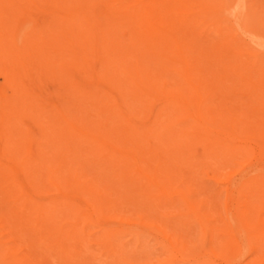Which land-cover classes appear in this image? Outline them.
I'll use <instances>...</instances> for the list:
<instances>
[{
	"label": "rangeland",
	"instance_id": "obj_1",
	"mask_svg": "<svg viewBox=\"0 0 264 264\" xmlns=\"http://www.w3.org/2000/svg\"><path fill=\"white\" fill-rule=\"evenodd\" d=\"M197 1L201 0L189 1V12L185 8L188 7L187 2L181 3H186L183 7L190 16L198 8L195 7ZM125 2L128 4V0ZM129 2L130 5L136 0ZM223 2L226 7L221 10ZM203 4V14L195 13L196 18L190 17V24V20L182 18L184 24L190 25L184 43L195 46L204 42L213 48L209 49L214 50L207 51L208 57L216 53L213 55L216 59L220 54H226L236 64L238 61H249L251 65L258 61L256 66L264 70V0H203ZM44 7V3L40 4V8ZM191 7L195 9L191 11ZM29 12L33 17H41L42 14L40 9ZM9 14L0 0L2 44L7 49L13 48L15 57L18 56V66H15L14 62L12 64L6 60L4 46H0L2 245L22 258L19 260L25 264H264V196L258 194L259 190L255 191L251 187L253 190L249 189L255 191L251 193L245 188L247 186L242 189V183L236 190L241 189L245 194L235 195L236 190L230 188L233 193L229 190V184L221 180L223 171L216 166L220 159L207 158L210 160L202 164L200 160L190 162L186 159L189 154L168 157L157 167L160 183H170L176 191L170 199L165 198L164 194L160 198L162 192L159 193L155 188V191L151 190L153 186L150 187L145 179L130 183V177L134 175L130 160L127 166L122 167L123 158L102 147L94 137L118 144L119 137L111 130L114 123L109 111V106L119 101L117 91L103 87L100 94L106 96L102 97L103 106L98 107L93 96L86 98L97 83L95 79L77 74L73 75L74 78H65L61 66L54 62L40 66L38 56L43 51H39L38 41L33 42V47L22 46L17 38L14 46L13 26L21 24V16L9 17ZM117 21L121 25V22L127 25L132 21L128 27L123 24L126 27L124 30H118L125 33L126 37L133 31L137 34L140 28L145 30H142L144 34L147 33L146 27L139 26L135 22L137 19L131 15H125ZM112 32L114 30H110L113 38L118 39L117 34ZM133 35L126 40L135 41L137 37ZM153 40L148 34L142 41L151 45ZM226 40L236 46L229 51L232 55L227 53L231 45ZM143 42L137 43L145 47ZM220 43L224 48L218 47ZM195 63L202 77L211 78L213 92L207 103L215 108L241 106L237 115L240 124H260L258 121L264 118L260 116L264 115L261 114L264 111L255 112L260 110L259 105L255 106L256 110L251 107L260 100V106L264 105V99L261 98L264 95L259 97L257 93L256 98L260 99L258 101L255 98L253 103L252 95H246L248 89H245L246 94L242 91L248 85L249 89L255 85L261 88L259 84L264 82L258 83L256 79L262 80L264 74L261 73L264 71L259 68L252 70L251 67L254 72L261 71V76L252 72L256 80L252 82L256 84H251L247 68L243 70L233 66L235 63L230 64L236 71L246 75L247 84L241 79V87H238L239 84L236 89L232 84L237 78L232 82H219L215 72L220 68H214L213 72L205 62ZM107 69L110 77L119 74L115 69ZM71 82L77 84L72 86ZM127 98L131 99L130 95ZM84 106L86 108L83 111ZM244 108L250 110L249 113ZM59 111L72 119L78 130H86L90 136L84 138L75 129L66 127ZM252 112L260 115H250ZM97 118L109 119L97 125L94 123ZM2 132L4 135H1ZM144 145V142L140 143L136 149L128 145L126 149L142 153ZM150 165L152 170L156 167L153 161ZM252 166L248 171L258 169L259 162L255 161ZM240 174L243 176L245 172ZM241 175L237 181L241 180ZM135 177L140 178L137 175ZM249 181L245 183L248 187L251 186ZM232 184L234 189L239 187L235 186L234 180ZM233 195L241 197L237 199L240 205H235L237 202ZM54 198L56 202H47ZM187 205L191 206L190 210ZM194 211L201 217H197L199 215Z\"/></svg>",
	"mask_w": 264,
	"mask_h": 264
},
{
	"label": "bare ground",
	"instance_id": "obj_2",
	"mask_svg": "<svg viewBox=\"0 0 264 264\" xmlns=\"http://www.w3.org/2000/svg\"><path fill=\"white\" fill-rule=\"evenodd\" d=\"M2 1L7 9V13H10L9 17L16 16L18 18L21 16V24L17 26L15 24L13 26L12 38L14 46L17 42V38L20 39L22 46L30 45L33 47V42L38 41L40 44L39 51H43V54L38 56L40 66H46L54 62V64H59L61 66L62 76L65 78H74L73 75L77 74L85 78L95 79L97 83L92 87V90L89 91L86 98H88V96H93L95 98L93 101L98 107L103 106V98L106 96V94L103 96L100 94L103 87L115 89L117 91L119 101L114 106H109V111L111 112V119L114 123V127L111 126V130H113V134L117 136V138L119 137L118 144H114L111 140L94 137L102 147L109 149L114 154H119L123 158L121 163L122 167L127 166V161L130 160L131 172H134V175H131V177L133 178L134 176V178L132 180L130 177V183H134L135 180L140 181L141 179H145L146 182L150 183V187L153 186L151 190L155 191V189H158L159 193L162 192L160 198L163 197L164 194L165 198L170 199L175 195L176 191L170 183H160L156 173L157 167L161 163H164L168 157H184L189 154L186 159L190 162L200 160L202 164H204L203 161L210 160L207 158H211V160L220 159V163L216 161V166L219 167L220 171H223L221 180L223 179L224 182L226 181L227 184H229V190H236V188H240L242 183H244L241 186L242 189L245 186H247L245 187L246 189L252 187L255 191L259 190L258 194L261 193L260 196H264L262 195L264 192H260V190L264 191V167H262V165H264V122H261L264 120V118H262L264 115L257 114L261 113L260 111H264L262 110L264 108L261 107L264 105L260 106V101L262 100L259 101L258 99L260 98H256L258 94L259 97L264 95L261 94L264 93V91H262L264 90L262 89L264 83H261L264 82V78L260 80L257 77L258 79H256L258 83H261L259 84V86H262L261 88L255 85V87H250L251 89H249L247 88L248 85L245 86L246 88L244 87L242 91L246 94L245 92L248 89L249 93L246 95L248 97L252 95L251 98H254L252 102L254 103V101H256L255 98L259 101L255 102L257 104L255 105L254 103V107H251V109L254 108L256 110L257 108H255V106L259 105L258 108L260 110L258 109L259 111H255L257 113L252 112L250 115L262 116L259 117L262 118L260 119L261 121H258L260 124L258 123L259 125L257 126L255 124L251 125L250 122H242L244 123L243 125L240 124L237 118L239 116L238 109L241 106L215 108L211 106L210 103H207V100L213 92L211 78L202 77L200 75L201 71L196 66L195 61L205 62L204 64L208 65L207 68H210L213 72L220 68L215 72L217 73L219 82H232L237 78L235 83L232 84L236 89L241 87V79L242 81L243 79L245 80V84H247V82L246 75L240 71H236L233 66H239V69L243 70L247 68L251 84H256V82H252L256 81L252 76L254 75L252 73L254 71L252 70H254V68L260 69L261 66H256L258 61H255L256 64L252 63L254 66L252 64L251 66L250 63H248L249 61H243V63L238 61L241 64H236L233 61L231 62L230 60L233 59L231 57H226V54H220L214 59L215 56L213 55L216 53L208 57L207 51L214 52V50H211L213 48L204 44V42L203 44L197 43L198 45L195 46L184 43V37L186 34H189L187 27L189 28V24L192 22L190 17H195V13L199 15L203 14V0L197 1L198 3L196 2L197 4L195 7L198 8L194 13L191 12L193 13L191 14L192 16L185 12L183 6L186 3L181 5L182 1L187 2L188 7L185 6V8H187V12H189V1L192 0H136V2H133L136 4L135 6H132L133 3L129 5V3H131L129 2L130 0H128V4L125 2L126 0ZM42 3L45 4L44 8H40V4ZM178 4L181 5V8H179ZM193 5L194 3L192 6ZM225 7L226 5L223 2L221 10H224ZM191 8V11L195 9L193 7ZM34 9H40L42 13L41 17L31 16L29 11ZM187 14L189 16H187ZM125 15H131L134 19H137L135 22L139 26L143 25L142 27H146L147 33L145 34L144 29H142L144 30L143 32L140 30V27V29L136 27V29H138L137 34L140 37L137 36L134 31L130 33L142 40H144V38L146 39L149 34L150 37L154 39L151 45L144 43L141 39V41H137V38L135 41L131 39L126 40L128 37H131L132 34L126 37L125 33L119 32L124 30L126 28L125 26L132 22L131 21L127 25H125L126 22H121L122 25L119 24L120 22L118 21V23L115 22L125 17ZM178 16L180 17L178 18ZM182 18L187 21L190 20L189 24H184L185 20ZM110 22L113 24H109ZM116 24L120 26L117 27ZM0 26L1 28L3 27L1 22ZM121 26H124V28ZM191 27L194 26L192 25ZM110 30H114L112 34H117L118 39L113 38L110 34ZM117 31L119 33H117ZM138 31H140L141 34ZM143 35L146 37H142ZM1 37L2 34L0 33V46L2 47L4 45L2 44L3 41ZM137 42H143L146 46L144 47ZM35 43L34 45H36ZM227 43L231 45L227 51V53L230 54L232 49H235L236 46H234L231 41ZM220 45L217 46L221 49L224 48L222 43H220ZM229 45H226L227 48ZM3 48L5 49H3V51H5L7 55L6 60L11 61L12 64L14 62L15 66H18V56L15 57L14 49H7L5 46ZM237 52L238 51H236V53ZM18 54H20V52H18ZM230 55H232V53ZM224 58L226 63H224ZM228 61H230V63H227ZM233 63H235L233 66L230 65ZM220 64L221 66H219ZM224 64L229 66L226 67L227 65ZM107 67L117 70L119 74L115 77H110L107 73ZM251 67H253L252 70L250 69ZM214 68L215 70H213ZM260 70L264 71L262 69ZM260 70H255L257 72L254 73L261 76ZM69 73H71V75ZM240 75H242V77H240ZM262 77H264V75H262ZM100 81L101 83H99ZM70 84L73 86V84L77 83L71 82ZM70 84L69 86H71ZM237 85L239 86L236 87ZM243 86L244 84L242 87ZM255 90L262 92H255ZM127 95H130L131 99H128ZM261 98L264 99V96ZM85 108L84 106L83 111ZM106 110H108V108L102 109L103 112ZM249 111L246 112L249 113ZM59 114L66 124V127L70 126L72 129H75L79 136H83L84 138L90 136L86 130H78L73 120L69 119L64 112L59 111ZM244 115L247 116V114ZM108 119L109 118H97L94 123L100 125ZM254 125L256 127H253ZM62 129H65V127H62ZM3 133L4 132H2L1 135H4ZM143 142L145 145L143 151L141 150L142 153L126 149L128 145L134 146L135 149L139 148L140 143ZM152 161L156 163V167H154L153 170L150 168V163ZM255 161L259 162L258 169L255 168L256 170L251 171L249 169L248 171V168H251L250 166H252ZM219 164H221V167ZM240 172H245V174L242 176ZM135 175L140 178L135 177ZM240 175L241 180L238 181L241 183L237 181ZM214 176H216V174ZM253 179H256L255 183H259H253ZM233 180L236 183L235 186L239 185V187H235L234 189V185L232 184ZM248 180L251 181H249V185H251L249 187L246 185L248 184L246 183ZM254 185L259 189H256ZM199 186L200 185H198V187ZM251 189H249V191H251ZM233 190L231 191L233 192ZM255 191H251V193ZM235 192L233 193L238 195V193L241 194L243 191L239 189ZM165 194L170 197L165 196ZM242 194L245 193L243 192ZM255 194H257V192ZM233 197V199L236 198L234 195ZM240 198L241 197H237L234 200L238 203H235V205H240L239 201H237V199ZM56 200L57 199L54 198L52 201L47 200V202H56ZM203 201L204 200H202V203ZM186 207L189 208V210L191 208V206L189 207L188 205ZM237 209L241 212L238 207ZM194 212L196 213L197 211ZM240 212L239 214L242 215ZM196 214L199 215L198 212ZM197 217L201 216L199 215ZM19 258L0 243V264H25V262L19 260Z\"/></svg>",
	"mask_w": 264,
	"mask_h": 264
}]
</instances>
